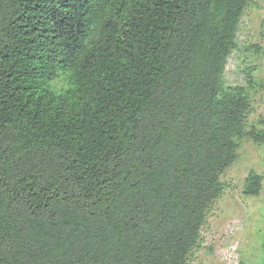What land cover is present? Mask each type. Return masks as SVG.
Segmentation results:
<instances>
[{
  "label": "trees",
  "instance_id": "1",
  "mask_svg": "<svg viewBox=\"0 0 264 264\" xmlns=\"http://www.w3.org/2000/svg\"><path fill=\"white\" fill-rule=\"evenodd\" d=\"M251 1L0 0V264H188L264 143L224 84Z\"/></svg>",
  "mask_w": 264,
  "mask_h": 264
},
{
  "label": "rangeland",
  "instance_id": "2",
  "mask_svg": "<svg viewBox=\"0 0 264 264\" xmlns=\"http://www.w3.org/2000/svg\"><path fill=\"white\" fill-rule=\"evenodd\" d=\"M224 84L227 88H247L251 105L249 124L264 130L258 124L264 118V0H252L245 11ZM67 88L65 75L51 84L57 93ZM235 142L238 159L221 176L223 192L208 211L207 222L188 264H264V186L258 197L244 195L245 181L250 174L264 177V143L239 138Z\"/></svg>",
  "mask_w": 264,
  "mask_h": 264
}]
</instances>
